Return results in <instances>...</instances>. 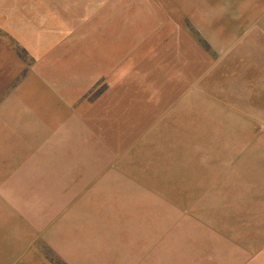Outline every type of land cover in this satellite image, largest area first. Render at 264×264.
I'll return each mask as SVG.
<instances>
[{
  "label": "crops",
  "instance_id": "obj_1",
  "mask_svg": "<svg viewBox=\"0 0 264 264\" xmlns=\"http://www.w3.org/2000/svg\"><path fill=\"white\" fill-rule=\"evenodd\" d=\"M258 163L264 204V0H0V264H98V196Z\"/></svg>",
  "mask_w": 264,
  "mask_h": 264
},
{
  "label": "rangeland",
  "instance_id": "obj_2",
  "mask_svg": "<svg viewBox=\"0 0 264 264\" xmlns=\"http://www.w3.org/2000/svg\"><path fill=\"white\" fill-rule=\"evenodd\" d=\"M260 165L247 189L114 190L109 204L98 196V242L106 231L113 237L112 252L98 254L106 263L98 264H264V204L252 187L263 183ZM184 191L193 204L184 203Z\"/></svg>",
  "mask_w": 264,
  "mask_h": 264
}]
</instances>
